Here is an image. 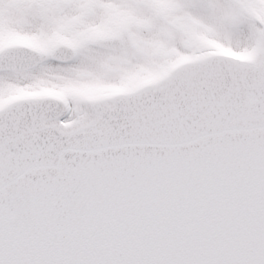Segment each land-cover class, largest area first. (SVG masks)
<instances>
[{
    "label": "snow or ice",
    "instance_id": "snow-or-ice-1",
    "mask_svg": "<svg viewBox=\"0 0 264 264\" xmlns=\"http://www.w3.org/2000/svg\"><path fill=\"white\" fill-rule=\"evenodd\" d=\"M0 264H264V0H0Z\"/></svg>",
    "mask_w": 264,
    "mask_h": 264
}]
</instances>
